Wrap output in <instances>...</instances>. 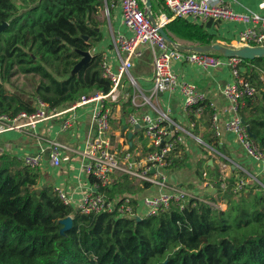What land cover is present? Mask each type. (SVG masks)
Here are the masks:
<instances>
[{"label": "trees", "instance_id": "trees-1", "mask_svg": "<svg viewBox=\"0 0 264 264\" xmlns=\"http://www.w3.org/2000/svg\"><path fill=\"white\" fill-rule=\"evenodd\" d=\"M105 2L111 9L120 0H0V25L9 23L0 33L1 113L11 117L34 113L37 100L59 109L93 91L110 92L111 82L102 75L101 54H94L72 75L82 58L77 50L90 51L102 40L95 17ZM159 10L170 16L163 0L153 4V13ZM207 26L178 18L165 29L173 40L217 43ZM243 64L247 78L257 88L263 86L264 58L243 60ZM18 73L41 78L31 102L7 88ZM250 106L248 100L241 110L244 122L243 112ZM261 114L246 124L264 153V108ZM211 159L201 161L198 172L205 166L212 173L215 191L206 199L225 209L191 200L184 209L174 203L138 221L117 213L82 214L66 205L52 185L41 184L40 170L1 154L0 264H264V195L250 190L235 193L236 179L224 180L221 171L208 164ZM178 167L181 163L175 162L173 169ZM135 182L121 174L111 187L98 192L109 199L130 197L136 205V196L150 185ZM69 217L73 226L64 230L62 221Z\"/></svg>", "mask_w": 264, "mask_h": 264}, {"label": "built area", "instance_id": "built-area-1", "mask_svg": "<svg viewBox=\"0 0 264 264\" xmlns=\"http://www.w3.org/2000/svg\"><path fill=\"white\" fill-rule=\"evenodd\" d=\"M142 0H120L122 20L125 27L132 33L131 36L119 33L113 40L114 47L120 56L118 72H114L110 62L105 57L102 61V75L111 82L109 93L97 91L95 95H83L73 103L69 110L61 111L58 108L51 109L41 100L36 101L34 113L22 112L11 117L0 111V134L8 131H24L30 127L48 120L61 121V131H69L77 122L76 110L81 107H91V130L86 140L82 171L89 178H94V190L86 192L80 201L75 199L61 187H55L61 200L82 214H100L104 212L117 213L120 217H148L168 210L172 204L178 203L181 209L191 200L206 202L212 206L222 208V204H214L202 199L193 190L179 187L169 181V172L175 166V162L184 163L189 156L190 147L187 139H193L206 150L213 149L204 140L195 134L200 121L208 108L211 109L210 129L215 137L220 138L223 131L232 133L237 141L245 149L246 153L258 163L264 164V153L259 149L256 141L251 138L248 125L241 117L248 100L258 93L257 87L247 78L246 67L239 58H226L212 54L195 52H180L169 44L158 32L148 18L147 9L141 6ZM170 12V16L164 14L159 18L166 27L170 22L181 18L193 23L207 25L210 21H226L238 18L237 14L221 0H163ZM264 9V0L261 5ZM167 20L164 21L163 18ZM246 22L255 26L243 31L238 39V46L264 47V14L251 12L245 16ZM141 46H147L153 54L154 74L152 79V96L160 94H178L183 100V113L189 117V127H183L175 121L171 110L158 111L157 115L145 113L142 116L131 115L128 119L130 130L140 126L142 133L141 144H134V139H129V130L125 133L123 141L118 149L114 142L112 132V111L116 107L115 101L118 94L124 93L128 84L134 89L136 97L143 95L138 81L131 74L134 59L140 56ZM192 65L204 72L226 69L231 75V81L227 83L222 94L229 103L231 118L221 124L219 110L212 102L207 101V95L200 91L192 82L181 79L177 74L175 65ZM127 79V84L124 79ZM126 95V94H125ZM125 100V96L123 98ZM145 103L150 100L145 97ZM72 113L63 119L67 113ZM135 131V132H136ZM140 138V137H139ZM48 147L42 146L36 154L24 155L19 160L24 166L39 170L43 166L44 157H49L51 167L58 169L62 166L63 156L66 152L73 151L68 145L59 141H48ZM138 145V146H136ZM125 174L130 179L142 185L148 183L156 188L155 194H150L133 204L130 197H115L109 199L98 192L99 188L111 187L115 179ZM203 186L210 191L215 190V184L203 173ZM259 182L252 175L241 176L236 179L234 192H244L251 183ZM224 184V183H223ZM222 184V185H223ZM223 209V208H222Z\"/></svg>", "mask_w": 264, "mask_h": 264}, {"label": "crops", "instance_id": "crops-1", "mask_svg": "<svg viewBox=\"0 0 264 264\" xmlns=\"http://www.w3.org/2000/svg\"><path fill=\"white\" fill-rule=\"evenodd\" d=\"M221 1L231 8L237 14L238 18L217 22L210 21L207 26L208 31L216 37L219 43L238 47L240 34L246 29L255 26L251 22H246L243 18L251 12L264 14V9L260 6L262 0ZM157 2L158 0H152L154 5L157 4ZM104 10L108 15L109 25L107 24V18H104L103 15L98 14L95 17L100 23L97 32H101L103 37L101 42L95 45L90 52L93 56L94 54H101L103 58L106 57L114 72H118L120 65L119 57H125V54H118L114 47L113 40L119 33L127 36H131L132 33L123 24L120 2L117 5H112L111 9L105 2ZM154 15L159 19L164 13H162V10H159ZM176 41L183 44H193L181 39H176ZM139 53H141L140 56L134 59V66L131 70V74L138 81L143 95L136 97L135 93H133V97H127L131 89L127 87V79L125 78L124 82L127 84L124 90V94H126L125 100L121 97L123 94L121 91L118 97H116V100L119 99L120 101H115L116 107H113L112 111L111 125L114 136L113 140L117 144L118 149H121L122 146L120 143L123 141V137L128 130L129 133H133L134 144H141V137H134L136 129L130 130L131 128L128 124L129 116L133 114L138 117L145 113L157 115L158 111H164L170 108L172 117L175 121L181 123L183 127H189L190 124L189 117L183 113V100L180 95L160 94L157 98L152 96L151 88L154 74L153 54L151 49L147 46H141ZM175 69L181 79L192 82L200 91L207 95V101L209 103L212 102L219 110L221 124L224 125V123L231 118L229 103L222 94L224 86L231 81L229 71L226 69H218L204 72L195 66L186 64H177L175 65ZM245 70L247 72V68ZM261 77L263 86L257 88L258 95L256 94L257 96L251 99V106L243 112V116L246 119L245 123H248L249 120L255 117H263L261 110L264 108V73ZM145 97L150 100V104L145 103ZM129 101L131 103L127 105ZM71 105L59 109L61 111H67L70 109ZM124 105H127L126 109L123 107ZM75 113L77 115V122L67 132L61 131L62 119H59L41 122L37 124L35 128L28 127L22 132L13 130L0 134V155L10 154L20 159L24 155L38 153L42 146L48 147V141H59L68 145L73 151L64 154L62 166L60 168L54 169L51 167L49 157L47 155L44 157L43 166L39 169L43 175L41 184L44 185L45 183H49L54 188L61 187L75 199V202H78L86 192L89 190L95 191V188L90 178L82 171L84 157L81 155L91 130V107L85 106L78 108ZM71 114L70 112L67 113L63 119L69 117ZM211 114L212 111L208 108L195 130V134H198L197 136L200 135L199 137H201L213 150H206L193 139H187L188 146L190 147L189 156L186 161L181 164V167L172 169L169 172V181L171 183L195 191L202 199V192L213 193L215 191L205 189L203 186V177L202 182L198 183V179H196L195 176V173H199V163L201 161L204 163L208 158H212L208 164L211 167H217L218 170L221 171L224 180L231 177L237 179L238 177L246 175H252L258 180V177L264 175V164L258 163L250 157L242 145L237 141L234 134L223 131L220 138L215 137L210 129ZM199 132L202 134H199ZM216 143L220 145V149L215 148ZM204 151L209 154L206 159H204L205 157L203 156ZM201 171L202 173H208V171H204V169H201ZM208 177L211 179L209 173ZM115 180H117V178ZM192 183L194 187L189 186ZM135 184L138 185V182H135ZM139 186L141 185L139 184ZM225 186L224 183L222 188H225ZM156 192V188L150 186L149 189L136 197L141 199L144 196L155 194ZM222 208L225 209L226 206L222 204Z\"/></svg>", "mask_w": 264, "mask_h": 264}, {"label": "water", "instance_id": "water-1", "mask_svg": "<svg viewBox=\"0 0 264 264\" xmlns=\"http://www.w3.org/2000/svg\"><path fill=\"white\" fill-rule=\"evenodd\" d=\"M145 8L147 9L148 18L152 25L158 29V32L165 38V40L171 44L176 50L180 52H195L202 54H212L217 56H222L226 58H239L242 60H255L257 58H264V47H250V46H229L222 43H213L210 45H199V44H183L179 43L176 40H173L168 32L165 29V26L161 23V21L157 18V16L153 13V3L152 0H142ZM9 23L3 22L0 25V33L3 32ZM98 29H96L97 31ZM84 39L86 41L89 40V37L85 36ZM77 52L82 57L80 62L74 67L72 70V75H76L88 62L91 61L93 55L90 51H81L77 50ZM129 87V85H127ZM97 91H93L92 95H95ZM140 126H136V129H139ZM249 134L251 138L257 141V136L251 131L250 127H248ZM133 133L129 134V139H132ZM40 192V191H39ZM136 220H141L140 217H136ZM65 226L64 230H70L73 226V219L71 217L62 221ZM63 230V231H64Z\"/></svg>", "mask_w": 264, "mask_h": 264}, {"label": "rangeland", "instance_id": "rangeland-1", "mask_svg": "<svg viewBox=\"0 0 264 264\" xmlns=\"http://www.w3.org/2000/svg\"><path fill=\"white\" fill-rule=\"evenodd\" d=\"M99 14L103 15L104 18L105 17L107 18V24L109 25L108 15L106 14V12L104 10V7L101 8ZM40 80H41L40 76H36V75L25 76V75H23L21 73H18L16 76H14L11 79V83L7 85V88H8V90L10 92L15 93V94L19 95L20 97H22L24 100L31 102L33 97H34V95H35L34 94L35 88L39 84ZM133 93H134V89H131V92H129L127 94V97L128 96H132L133 97L134 96ZM257 95H258V93H257ZM124 96H125V94L123 93L121 95V97L124 98ZM125 109H126V106H125ZM199 134H202V133L199 132ZM138 136L143 138L142 133H140ZM203 156L205 157L204 159L208 158V156H209L208 152L204 151V155ZM203 169H204V171H208L210 176L212 175V173L209 171V169H207L205 166L203 167ZM201 173H202V171H200L199 173H195L196 179H198V183L202 182ZM258 180H259V182L251 183L250 186L246 189V191L250 190L254 194L258 193L259 195H264V175L261 176V177H258ZM189 186L190 187H194L193 183L191 185H189ZM211 194L212 193H210V192H207V193L206 192H202L201 196L203 197V199H205L206 197L211 196Z\"/></svg>", "mask_w": 264, "mask_h": 264}, {"label": "bare ground", "instance_id": "bare-ground-1", "mask_svg": "<svg viewBox=\"0 0 264 264\" xmlns=\"http://www.w3.org/2000/svg\"><path fill=\"white\" fill-rule=\"evenodd\" d=\"M163 20L166 21L167 19L164 17Z\"/></svg>", "mask_w": 264, "mask_h": 264}]
</instances>
